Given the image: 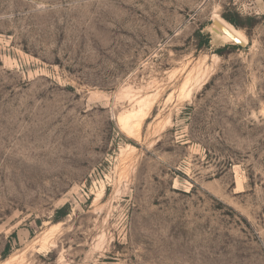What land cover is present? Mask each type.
I'll return each mask as SVG.
<instances>
[{
    "label": "rangeland",
    "instance_id": "1",
    "mask_svg": "<svg viewBox=\"0 0 264 264\" xmlns=\"http://www.w3.org/2000/svg\"><path fill=\"white\" fill-rule=\"evenodd\" d=\"M0 264H264V0H0Z\"/></svg>",
    "mask_w": 264,
    "mask_h": 264
},
{
    "label": "bare ground",
    "instance_id": "2",
    "mask_svg": "<svg viewBox=\"0 0 264 264\" xmlns=\"http://www.w3.org/2000/svg\"><path fill=\"white\" fill-rule=\"evenodd\" d=\"M214 22L216 25V29L219 30V32L222 34L221 36H224V38L228 42L234 43L236 40H238V41H241L242 43H244L243 40L245 37L241 31L229 28L228 26H225L224 24L220 23L219 21H214ZM185 86H188V85H185ZM153 100H154V98L151 99L150 97L138 99L135 102L133 108L127 114L123 115V113H122L120 115L119 123L123 126V128L127 132L135 134V132L138 133V131H140L139 127L141 125V121L143 120V118L146 117V115L148 113L147 112L148 109H150L151 106L153 105L152 104Z\"/></svg>",
    "mask_w": 264,
    "mask_h": 264
},
{
    "label": "trees",
    "instance_id": "3",
    "mask_svg": "<svg viewBox=\"0 0 264 264\" xmlns=\"http://www.w3.org/2000/svg\"><path fill=\"white\" fill-rule=\"evenodd\" d=\"M227 18V20H229L231 23L235 24V25H238V23L236 22V20L234 18H231L229 16H225ZM220 51V50H219ZM67 214L66 212V207H62V208H59L57 211H56V214H55V221H59L61 217L65 216ZM4 256H6V254L4 253Z\"/></svg>",
    "mask_w": 264,
    "mask_h": 264
},
{
    "label": "water",
    "instance_id": "4",
    "mask_svg": "<svg viewBox=\"0 0 264 264\" xmlns=\"http://www.w3.org/2000/svg\"><path fill=\"white\" fill-rule=\"evenodd\" d=\"M213 24H215V22H214V21H213ZM234 43H235V44L244 45V43H242L241 41H238V40H236Z\"/></svg>",
    "mask_w": 264,
    "mask_h": 264
}]
</instances>
